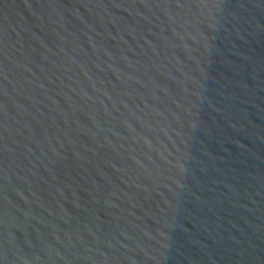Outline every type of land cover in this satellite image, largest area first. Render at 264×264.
Returning <instances> with one entry per match:
<instances>
[{
  "label": "water",
  "instance_id": "water-1",
  "mask_svg": "<svg viewBox=\"0 0 264 264\" xmlns=\"http://www.w3.org/2000/svg\"><path fill=\"white\" fill-rule=\"evenodd\" d=\"M0 264H264V0H0Z\"/></svg>",
  "mask_w": 264,
  "mask_h": 264
}]
</instances>
